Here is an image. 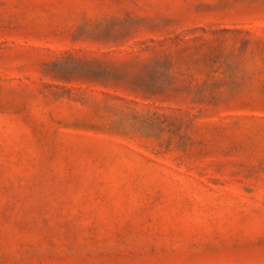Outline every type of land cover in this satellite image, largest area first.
I'll list each match as a JSON object with an SVG mask.
<instances>
[{
	"label": "rangeland",
	"instance_id": "rangeland-1",
	"mask_svg": "<svg viewBox=\"0 0 264 264\" xmlns=\"http://www.w3.org/2000/svg\"><path fill=\"white\" fill-rule=\"evenodd\" d=\"M0 264H264V0H0Z\"/></svg>",
	"mask_w": 264,
	"mask_h": 264
}]
</instances>
